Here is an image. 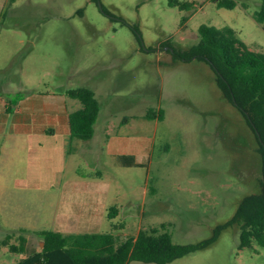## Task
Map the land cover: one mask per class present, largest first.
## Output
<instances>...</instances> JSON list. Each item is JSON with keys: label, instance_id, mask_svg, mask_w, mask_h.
Instances as JSON below:
<instances>
[{"label": "rangeland", "instance_id": "374dc122", "mask_svg": "<svg viewBox=\"0 0 264 264\" xmlns=\"http://www.w3.org/2000/svg\"><path fill=\"white\" fill-rule=\"evenodd\" d=\"M178 1L192 6L0 0V75L15 90L8 98L89 88L100 105L96 139H127L142 164L115 165L104 140L86 159L78 149L68 151L64 137L55 139L53 152L25 149L16 160L19 176L26 179L38 166L40 184L0 195V242L15 229L30 230L15 233L27 239L29 253L41 248L40 231L112 232L125 240L165 224L173 243L186 245L223 227L209 246L168 264H264L261 247L240 248L238 225L225 226L242 198L260 191L255 134L222 95L208 63L174 59V52L198 43L201 25L229 26L250 49L264 52V23L252 16L260 2L234 0L227 9L216 0ZM68 101L73 111L80 107ZM158 110L162 120L146 118ZM76 182L86 186L73 187ZM117 224L122 227L113 230ZM25 256L0 246V264H18Z\"/></svg>", "mask_w": 264, "mask_h": 264}, {"label": "trees", "instance_id": "16d2710c", "mask_svg": "<svg viewBox=\"0 0 264 264\" xmlns=\"http://www.w3.org/2000/svg\"><path fill=\"white\" fill-rule=\"evenodd\" d=\"M16 0H9L12 4ZM252 16L257 23H264V0ZM172 7L187 10L191 3L168 0ZM218 8L233 9L234 0H216ZM185 19H183V22ZM264 29V26H263ZM198 43L184 52H174V59L188 61L195 58L208 63L216 75L222 95L245 117L257 141L261 159L260 191L244 196L231 220L225 225H238L239 247L250 248L256 244L264 250V52L252 50L243 43L237 32L229 27L201 25ZM64 96L77 101L80 107L68 115L71 138L88 141L93 137L94 126L100 113L95 93L85 87L64 91ZM147 119L162 120L163 112L149 111ZM115 165L129 168L142 166L134 155L113 156ZM113 208L109 218H113ZM161 224L159 227L140 229L134 237L121 240L112 232L98 234H61L53 231L36 232L43 246L27 252V239L23 235L8 233L0 246L12 254H26L18 264H168L192 252L209 246L223 227L214 230L213 236L195 244L180 245ZM122 225H113L115 230ZM14 239V242H12Z\"/></svg>", "mask_w": 264, "mask_h": 264}, {"label": "crops", "instance_id": "0c3cea01", "mask_svg": "<svg viewBox=\"0 0 264 264\" xmlns=\"http://www.w3.org/2000/svg\"><path fill=\"white\" fill-rule=\"evenodd\" d=\"M1 72V71H0ZM2 73L0 75V195L4 197L10 192V189L20 185L32 187L34 184H40L39 167L32 166L27 178L19 176L20 168L16 165L20 153L25 149L31 155L43 147L54 151L56 147L55 139L64 137V140L71 148L87 158L92 153L96 143L101 139H96L95 127L93 137L88 141H81L71 138L69 129L68 115L73 111L69 99L64 96V91L60 94H27L21 96L16 102H12L9 94H15V90L10 88L4 82ZM71 100V99H70ZM102 141L107 146L110 154L115 155H134L137 152L133 144L131 145L125 138H110L105 134ZM42 138H45L43 142ZM47 141V143H46ZM69 142V143H68ZM52 149V150H50ZM41 172V171H40ZM26 182H25V180ZM78 185L86 186V183L76 182L73 187ZM89 208H82L83 210ZM83 216V213L82 215ZM68 228L61 234H79L81 232H69ZM31 233L30 230L15 229L10 233ZM134 262L128 263L133 264Z\"/></svg>", "mask_w": 264, "mask_h": 264}, {"label": "water", "instance_id": "95a60500", "mask_svg": "<svg viewBox=\"0 0 264 264\" xmlns=\"http://www.w3.org/2000/svg\"><path fill=\"white\" fill-rule=\"evenodd\" d=\"M43 246V243H41V247Z\"/></svg>", "mask_w": 264, "mask_h": 264}]
</instances>
